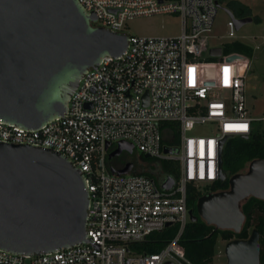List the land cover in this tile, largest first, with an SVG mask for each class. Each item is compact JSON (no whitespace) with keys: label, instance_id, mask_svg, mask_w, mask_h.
<instances>
[{"label":"built area","instance_id":"2783aa9c","mask_svg":"<svg viewBox=\"0 0 264 264\" xmlns=\"http://www.w3.org/2000/svg\"><path fill=\"white\" fill-rule=\"evenodd\" d=\"M76 1L95 16L93 27L123 34L128 20L175 15L181 33L127 36L124 53L105 55L89 68L65 114L39 128L23 129L0 120V144L61 154L83 174L89 200L88 242L33 256L0 249V264H193L179 242L190 221L187 186L202 191L220 182V142L248 137L257 121L247 108V57L224 54L223 47L237 41L214 42L212 35L223 0ZM226 26L228 37L235 38L230 17ZM215 48L221 49L220 56L210 55ZM232 56L238 58L228 61ZM164 122L173 127L159 128ZM197 127L208 131L190 136ZM119 142L156 161L157 183L132 172L111 173L107 156ZM168 178L174 182L164 190ZM167 224L178 225L176 236L158 253H146L141 245Z\"/></svg>","mask_w":264,"mask_h":264},{"label":"water","instance_id":"95a60500","mask_svg":"<svg viewBox=\"0 0 264 264\" xmlns=\"http://www.w3.org/2000/svg\"><path fill=\"white\" fill-rule=\"evenodd\" d=\"M225 12L236 30L253 22L251 16L236 18ZM95 20L76 0H0L2 122L36 129L63 116L83 74L103 56L124 53L127 35L93 27ZM210 55L220 56L221 49H211ZM206 72L213 74L212 69ZM225 144L226 138L220 142V153ZM132 151V145L119 142L107 159ZM132 167L127 163L110 171L126 175ZM226 179L220 170V182ZM227 181V190L197 200L196 215L188 211L190 222L199 218L214 232L241 231L243 202L251 197L264 201V160H252ZM173 182L168 178L162 188L169 190ZM88 204L83 174L67 158L33 146L0 144V249L33 256L88 242ZM224 255L226 264H260L258 231L253 229L247 240L228 241Z\"/></svg>","mask_w":264,"mask_h":264},{"label":"trees","instance_id":"16d2710c","mask_svg":"<svg viewBox=\"0 0 264 264\" xmlns=\"http://www.w3.org/2000/svg\"><path fill=\"white\" fill-rule=\"evenodd\" d=\"M238 0L229 1V11L236 17L251 16V12L247 9H241ZM254 22H258V18L252 17ZM253 48L250 45L241 42H234L223 47V53H237L246 57H251ZM255 121L252 123V129L247 138L234 137L227 140L224 145L222 154V170L228 179L232 175L244 172L248 164L252 160H264V126L258 125ZM173 127V124L164 122L159 124V128ZM155 167L149 170L141 169L139 166L132 174L143 175L155 181V173L158 172V165L152 160ZM110 170L118 171L127 163L122 162L119 158L114 157L107 159ZM227 179L224 182H218L211 186H206L199 191L195 186H187V208L193 210L196 215L195 205L197 200L204 194L223 191L228 189ZM245 216V222L238 234L232 231H213L214 227L207 226L199 218L195 222H188L180 236L179 242L183 247L186 257L193 264H212L215 256L216 245L218 239L228 242L231 240H247L253 229H256L260 237V264H264V201L249 198L243 202L241 206ZM178 225L173 224L161 232L152 233L148 240L141 245L142 249L148 254L158 253L163 246L172 240L177 232Z\"/></svg>","mask_w":264,"mask_h":264},{"label":"rangeland","instance_id":"374dc122","mask_svg":"<svg viewBox=\"0 0 264 264\" xmlns=\"http://www.w3.org/2000/svg\"><path fill=\"white\" fill-rule=\"evenodd\" d=\"M240 8L251 12L258 22L243 25L235 32V38H229L226 26L229 20L225 9L230 10L229 0L220 2L212 27L214 42H230L236 40L253 48L252 56L247 57L248 71L245 79L247 108L249 115L256 119L258 125L264 126V0H238ZM122 33L129 37H171L181 33V22L175 15H153L137 17L124 23ZM222 39V40H220ZM217 44V43H216ZM208 128L197 127L190 136L206 133ZM133 161L141 169L155 167L152 159H145L135 151ZM139 167V166H138ZM151 168V170H152ZM157 183L156 176H154ZM225 242L218 239L212 264H226L224 255Z\"/></svg>","mask_w":264,"mask_h":264},{"label":"flooded vegetation","instance_id":"af4514ba","mask_svg":"<svg viewBox=\"0 0 264 264\" xmlns=\"http://www.w3.org/2000/svg\"><path fill=\"white\" fill-rule=\"evenodd\" d=\"M244 17H248V16L246 15ZM244 17H239V18H244ZM133 155H134V151H132L131 154H128L126 152H122L119 156H116V157L119 158L122 162L132 163V165H133L132 171H133V170H136L138 168V166H140V165L136 164V162L133 161Z\"/></svg>","mask_w":264,"mask_h":264},{"label":"snow or ice","instance_id":"6c2138e0","mask_svg":"<svg viewBox=\"0 0 264 264\" xmlns=\"http://www.w3.org/2000/svg\"><path fill=\"white\" fill-rule=\"evenodd\" d=\"M241 127L246 128V125L245 126H241Z\"/></svg>","mask_w":264,"mask_h":264}]
</instances>
